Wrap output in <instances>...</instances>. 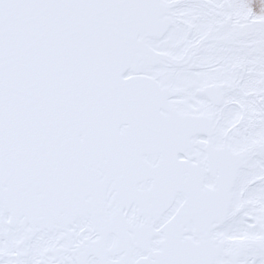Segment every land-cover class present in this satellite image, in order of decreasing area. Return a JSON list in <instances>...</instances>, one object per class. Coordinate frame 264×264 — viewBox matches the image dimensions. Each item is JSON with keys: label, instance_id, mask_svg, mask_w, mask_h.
<instances>
[{"label": "snow or ice", "instance_id": "snow-or-ice-1", "mask_svg": "<svg viewBox=\"0 0 264 264\" xmlns=\"http://www.w3.org/2000/svg\"><path fill=\"white\" fill-rule=\"evenodd\" d=\"M0 264H264V0H0Z\"/></svg>", "mask_w": 264, "mask_h": 264}]
</instances>
